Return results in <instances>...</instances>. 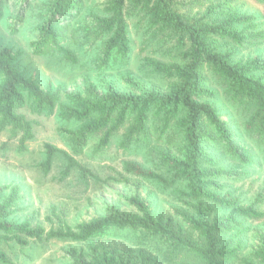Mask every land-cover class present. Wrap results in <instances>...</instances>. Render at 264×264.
<instances>
[{
    "label": "trees",
    "instance_id": "1",
    "mask_svg": "<svg viewBox=\"0 0 264 264\" xmlns=\"http://www.w3.org/2000/svg\"><path fill=\"white\" fill-rule=\"evenodd\" d=\"M41 1L38 13L43 22L33 41L35 53L57 52L75 61L63 44L64 24L77 18L73 10L82 7V0ZM100 6L101 13H87L88 21L80 20L76 28L101 46L100 65L115 59L126 67L134 54L133 21L145 22L150 32L146 45L162 50L163 57L145 53L142 67L168 82L147 86L128 73L125 89L111 83L100 91L89 83L82 92L64 93L61 84L41 87L17 67V52L3 46L0 131L8 130L10 138H18L22 151L34 138V121L22 109L37 115L57 113L71 121L73 126L61 127L71 152L46 142L40 164L48 174L54 157L61 155L65 161L61 178L76 169L82 178L101 180L75 158L90 139H96L100 149L118 137L123 153L150 148V165L126 159L123 172L171 189L182 205L175 217L156 213L141 194L142 184L120 175L114 182L130 184L133 190L126 198L130 210L111 205L88 220L74 225L63 222L46 230L41 223L14 216L15 206L23 199L22 189L18 184H2L0 243L26 246L31 240L52 238L82 244L66 249L69 264H234L241 245L233 246L232 239L222 234L239 224L237 217L259 220L264 214L257 209L264 196L243 203L221 182L246 174L226 159L241 166L253 162L255 154L243 136L254 137L264 146V56L235 59V53L237 46L260 39L264 30L256 28L253 14L240 12L231 0H103ZM161 38L168 41L158 43ZM221 39L233 46L223 47ZM166 43L169 46L164 47ZM210 74L226 85L224 91L242 107L245 122L237 129L242 142L233 138L229 122L210 101L215 93L205 83ZM133 237L150 240L156 248L141 244L129 248L125 243L128 248H116L117 239L124 242ZM256 237V245L238 264H264V232H256ZM106 243L114 250L107 249ZM0 264H14L2 249Z\"/></svg>",
    "mask_w": 264,
    "mask_h": 264
},
{
    "label": "rangeland",
    "instance_id": "2",
    "mask_svg": "<svg viewBox=\"0 0 264 264\" xmlns=\"http://www.w3.org/2000/svg\"><path fill=\"white\" fill-rule=\"evenodd\" d=\"M102 1L82 0L81 10H73L75 14L78 13L77 18L64 24L67 38L63 39V44L75 56V61L57 52L35 53L33 41L38 39L40 25L43 22L41 14L38 13V7L42 5L41 0L27 2L0 0V47L9 46L15 53L17 52L15 59L17 67L35 79L41 87L48 83L61 84L64 93L82 92L89 83L100 91L111 83L118 89H125L127 86L124 78L128 73L147 86L166 84L168 80L142 67L141 56L145 53L163 57L162 50H158L153 44L146 45V38L150 32L147 31L145 22L133 21L136 25L132 26L131 31L134 54L126 67L115 59L106 66L100 65L98 59L101 55V46L93 41L94 38H84L81 28H76L81 23L80 20L88 21L87 13L102 12L100 6ZM231 2L240 12L253 14L256 28L264 30V0ZM161 41L168 40L161 38L158 43ZM219 43L223 47L233 46L226 39H221ZM163 46L169 45L166 43ZM235 54V59L264 56V35L251 44L237 46ZM205 83L215 89L210 101L216 103L222 118L229 122L233 138L241 142L243 140L255 154L252 164L245 166L226 159L227 164L237 165L238 171H246V174H238L231 180H222L224 190H233L234 195H238L243 203L253 202L258 195L264 196V146L254 137L243 136L242 140L240 139L242 133H238L237 129L244 126V112L241 110L242 107L224 91L226 85L212 74L207 77ZM28 111L25 108L20 112L34 121V138L26 143L25 150L18 149V138H10L8 130L0 131V185L18 184L23 193V199L14 208L15 217L20 220L27 219L32 223H41L48 230L63 222L74 225L79 221L88 220L105 213L107 207L111 205H119L130 210L126 198L133 190L130 184L114 182L113 178H119L120 175L128 177L130 182L137 181L142 184L141 194L150 201L156 213L162 211L163 214L175 217V210L182 204L171 189L164 190L148 181L125 174L121 167L126 159L150 165L151 162L147 159L151 156V149L140 148L138 151L131 149L129 153H123L118 145V137H113L107 146L100 149L96 148L97 140L90 139L84 150L75 155L80 163L100 177L99 181L82 178L76 169H72L67 177L61 178L60 173L65 165L61 155L54 157L49 173L44 174L40 168L45 156L44 143L48 142L71 152L62 128L71 127L73 124L71 121L62 120L57 113L48 116ZM257 209L264 213V200L257 205ZM237 219L239 224L233 225L230 231L222 234L232 239L233 246L238 243L241 245L234 264L248 256L256 245V232L257 234L264 232V214L259 220L241 217ZM141 240L136 237L124 242L117 239L116 248H133L139 244L152 250L156 248L150 240H143L144 242ZM106 244L107 249L114 250L113 245ZM81 245L67 239L50 238L42 241L31 240L26 246H19L13 242L0 243V249L6 252L14 264H69L67 256L64 255L66 249ZM156 254L154 255L158 256ZM162 255L165 256L164 253Z\"/></svg>",
    "mask_w": 264,
    "mask_h": 264
}]
</instances>
